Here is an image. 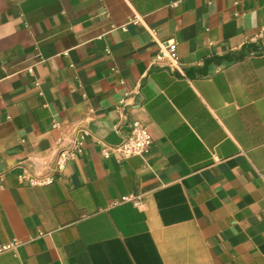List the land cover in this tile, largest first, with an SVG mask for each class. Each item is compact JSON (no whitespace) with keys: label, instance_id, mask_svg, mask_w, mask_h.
Wrapping results in <instances>:
<instances>
[{"label":"crops","instance_id":"crops-1","mask_svg":"<svg viewBox=\"0 0 264 264\" xmlns=\"http://www.w3.org/2000/svg\"><path fill=\"white\" fill-rule=\"evenodd\" d=\"M0 264H264V0H0Z\"/></svg>","mask_w":264,"mask_h":264},{"label":"built area","instance_id":"built-area-1","mask_svg":"<svg viewBox=\"0 0 264 264\" xmlns=\"http://www.w3.org/2000/svg\"><path fill=\"white\" fill-rule=\"evenodd\" d=\"M178 42L176 39L160 40L158 42V52L155 61L166 60L162 67L169 72L180 70L181 62L177 53ZM84 136L82 130H78L71 144L61 148L54 160L53 168L44 175H37L28 169H23L20 177L29 185H47L59 178L65 171L68 163L73 160L83 150ZM153 136L148 126L141 122H133L130 132L124 135L121 142L113 147L106 146L103 149L105 157L116 154L121 158L133 155L147 156L151 152ZM134 204L140 205V201L134 200ZM10 245L4 246L9 248Z\"/></svg>","mask_w":264,"mask_h":264}]
</instances>
